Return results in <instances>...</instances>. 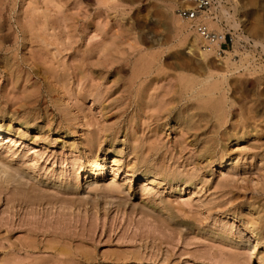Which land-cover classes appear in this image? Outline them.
<instances>
[{
    "label": "rangeland",
    "instance_id": "1",
    "mask_svg": "<svg viewBox=\"0 0 264 264\" xmlns=\"http://www.w3.org/2000/svg\"><path fill=\"white\" fill-rule=\"evenodd\" d=\"M220 2L203 59L176 0H0V264H264V0Z\"/></svg>",
    "mask_w": 264,
    "mask_h": 264
},
{
    "label": "built area",
    "instance_id": "2",
    "mask_svg": "<svg viewBox=\"0 0 264 264\" xmlns=\"http://www.w3.org/2000/svg\"><path fill=\"white\" fill-rule=\"evenodd\" d=\"M178 2L176 6V14L186 20H194L203 11L207 10L212 0H176ZM194 30L200 38L203 46L210 47L218 44L217 52L223 53L225 49L229 48L232 44V36L227 32L217 31L211 28L203 22H197L194 24Z\"/></svg>",
    "mask_w": 264,
    "mask_h": 264
},
{
    "label": "bare ground",
    "instance_id": "3",
    "mask_svg": "<svg viewBox=\"0 0 264 264\" xmlns=\"http://www.w3.org/2000/svg\"><path fill=\"white\" fill-rule=\"evenodd\" d=\"M177 2V1H176ZM214 2V4L212 5V3ZM212 3L210 5V7L203 11L200 15L197 16L196 19L194 20H187V21H182L179 20L177 17L174 19V29L177 33V37L181 40V42L185 41L188 39V37L195 32L194 30V24L197 22H203L205 24H207L208 26H210L212 28V26H214L213 24L215 23L213 19L217 18V15L213 14L215 13L214 11L217 10V6L214 5H218V7L221 8L220 5V0H212ZM178 4V2H177ZM223 8H221L220 10H222ZM222 12V11H221ZM219 14V13H218ZM177 15V14H176ZM214 15V16H213ZM178 16V15H177ZM179 17V16H178ZM219 18V17H218ZM181 19V18H180ZM184 20V19H183ZM232 26V25H231ZM234 28V27H233ZM179 40V41H180ZM186 43V42H185ZM192 46V45H191ZM189 47L188 52H191L193 50L192 47ZM201 45V48L199 49L201 57H203V59H206L210 54H213L214 52H216L217 55H219V53L217 52V48H218V44L212 45L210 47H205ZM224 53V52H223ZM228 53V52H226ZM227 61V60H226ZM230 62V60H228ZM231 65H234L235 63H230ZM209 78H212V76L210 75ZM5 139H8V137H5ZM0 173L2 175H4L6 181H17V179H15V176L12 175L11 173H9L7 170H5L4 168H2L0 170ZM144 182V181H143ZM147 183V182H146ZM144 185V184H143ZM111 188V187H110ZM112 192V191H111ZM120 192V191H119Z\"/></svg>",
    "mask_w": 264,
    "mask_h": 264
}]
</instances>
